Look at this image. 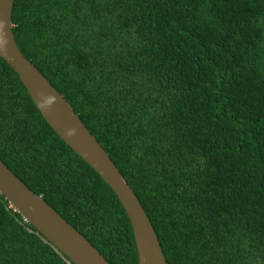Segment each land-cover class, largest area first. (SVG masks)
I'll list each match as a JSON object with an SVG mask.
<instances>
[{"label":"trees","instance_id":"16d2710c","mask_svg":"<svg viewBox=\"0 0 264 264\" xmlns=\"http://www.w3.org/2000/svg\"><path fill=\"white\" fill-rule=\"evenodd\" d=\"M12 19L169 264H264V0H15ZM0 158L111 264H139L117 194L1 56ZM0 264L75 263L0 193Z\"/></svg>","mask_w":264,"mask_h":264},{"label":"water","instance_id":"95a60500","mask_svg":"<svg viewBox=\"0 0 264 264\" xmlns=\"http://www.w3.org/2000/svg\"><path fill=\"white\" fill-rule=\"evenodd\" d=\"M15 0H0V56L18 73L46 121L110 185L129 215L139 264H169L147 212L126 177L78 113L51 81L20 51L13 33ZM0 193L75 264H111L42 195L33 191L0 158Z\"/></svg>","mask_w":264,"mask_h":264}]
</instances>
